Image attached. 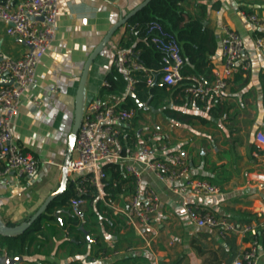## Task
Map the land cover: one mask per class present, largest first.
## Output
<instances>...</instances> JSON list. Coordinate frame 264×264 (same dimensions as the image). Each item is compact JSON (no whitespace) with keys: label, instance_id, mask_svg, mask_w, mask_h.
Here are the masks:
<instances>
[{"label":"crops","instance_id":"1","mask_svg":"<svg viewBox=\"0 0 264 264\" xmlns=\"http://www.w3.org/2000/svg\"><path fill=\"white\" fill-rule=\"evenodd\" d=\"M141 1H58L54 36L36 67L37 82L22 95L11 124L14 141L37 159L38 171L32 178L18 177L13 172L0 176V220L5 224L24 222L58 188L85 60L107 30ZM214 1L188 0L185 9L194 13L197 2L210 6ZM218 1L220 7L209 9L203 21L217 37L211 66L221 62L219 38L222 28L228 27L241 35L249 69L233 75L223 98L213 100L218 102L216 108L209 109L211 99L204 107L192 96L181 99L176 95L166 98L168 106L176 110L169 118L162 108L147 109L142 104L140 117L135 124L132 120L123 135L133 130L134 143L154 146L156 140L149 134L155 130L167 132L169 150L185 157L189 173L219 186V192L211 195L186 194L187 203L223 217L238 228L248 225L249 229L220 237L213 228L196 226L182 208L179 196L146 172L143 180L156 190L160 203L144 236L124 227L117 212L110 214L106 227L99 216V226L88 224L83 235H75L60 226L64 213L57 210V221L49 222L51 226L41 223L36 243L18 264H232L252 235L261 241L258 264L263 263L260 209L264 205V182L251 176L264 172V149L254 140L257 130L264 132V53L254 49L255 37L264 38V0ZM242 12L256 14L258 23L248 22ZM127 27L121 25L91 61L84 104L104 93L102 82L114 66ZM25 50L23 40L7 34L0 21V52L18 58ZM85 210V205L80 207L79 218L81 223H90ZM77 236L80 241L84 236L86 242L77 246ZM0 255H6L1 245Z\"/></svg>","mask_w":264,"mask_h":264},{"label":"built area","instance_id":"2","mask_svg":"<svg viewBox=\"0 0 264 264\" xmlns=\"http://www.w3.org/2000/svg\"><path fill=\"white\" fill-rule=\"evenodd\" d=\"M58 1L0 2V21L5 26V32L21 38L26 45V50L18 58L0 52V80L5 78L8 81L0 82V176L13 172L18 177L32 178L38 171L37 159L24 152L14 141L11 124L22 95L37 82L36 67L54 36ZM241 14L250 23L257 24L259 21L256 14ZM147 32L151 34L153 45L161 52V81L167 86H175L182 79H187L189 83L184 91L198 99L204 107L210 99L223 98L233 75L243 74L249 69L243 39L231 28L223 27L221 30L219 43L222 58L219 66H211L212 79L208 82L194 75L181 74L183 59L180 46L175 36L164 30L158 21L147 23ZM254 49L264 53V38L255 37ZM113 65L124 72L127 92L133 90L136 71L145 74L147 86L154 81V70L140 63L129 49H119ZM106 85V80H103L102 86ZM125 98L126 94L102 93L84 104L72 154L66 165L67 179L76 191L75 198L70 200L71 212L79 214L80 207L86 204L83 195L90 191L105 206L121 215L124 227L144 236L160 203L156 190L143 180V174L148 172L179 196L182 208L196 226L213 228L220 237L230 232H246L248 225L238 228L223 217L187 203L186 194L211 195L219 192V186L189 173L185 157L169 150L167 132L155 130L149 134L156 140L154 146L135 142L129 153L121 152L120 137L135 116L133 108L123 106ZM254 140L264 149L263 131L257 130ZM107 163H119L124 176L132 179V190L128 194H120L119 197L105 194L103 184L108 175L103 166ZM251 177L264 182V172L254 173ZM260 213L264 239V205ZM261 247L260 239L252 235L248 246L234 258L232 264H258Z\"/></svg>","mask_w":264,"mask_h":264},{"label":"trees","instance_id":"3","mask_svg":"<svg viewBox=\"0 0 264 264\" xmlns=\"http://www.w3.org/2000/svg\"><path fill=\"white\" fill-rule=\"evenodd\" d=\"M4 0H0L2 2ZM15 1V0H13ZM188 0H150L143 8L138 10L134 15L129 17L125 22L127 27V35L120 40L119 47L122 49H129L135 53L136 59L145 67L153 69L154 81L151 86L146 85V76L141 71L134 73V97L127 92V80L124 72L118 67H112L111 70L105 74L104 80L107 85L102 86L104 93H118L126 94L125 103L126 108H133L135 116L133 124L136 119L140 117V112L144 110V106L138 104H146L147 109L162 108L166 116L173 117L176 110L168 106L167 97H174L184 99L191 96L184 91L188 85L187 79H182L175 86H167L161 81L162 67L161 52L151 42V34L147 32V23L155 20L158 21L164 30L172 33L179 46L180 53L183 59L181 66V74L194 75L206 82L212 79L211 73V58L217 49V37L215 33L203 25V21L209 9H218L220 2L214 1L210 6L205 3H196V11L190 13L185 9V4ZM176 102V101H175ZM178 103L180 101H177ZM209 109H214L218 106V102L211 99L209 102ZM263 106H264V84H263ZM136 133L131 130L120 137V147L123 154L129 153L133 147ZM128 148V150H126ZM108 177L103 184V189L106 195L112 197H119L120 194H128L132 190V179L125 177L122 167L119 163H107L103 166ZM76 191L73 183L66 180L63 191L55 196L46 206L45 210L28 226L25 230L15 234H1L0 245L4 247L6 255L9 257L23 256L29 253V247L36 243L37 234L40 231L42 222L57 221L54 213L61 210L64 217L60 219L62 228H66L69 232L82 234L83 228L88 224L100 225L97 218L101 217V222L104 227L110 222V214L113 212L109 209L102 200L92 192H87L83 195L86 199V213L90 219V223H81L79 215H74L70 209V200L75 198ZM30 218V217H29ZM29 218L25 219L27 221ZM8 226L18 224L6 223ZM48 226H51L50 224ZM52 228H54L52 226ZM93 230L94 228H90ZM83 235V234H82ZM75 240H79L74 238ZM83 239V240H82ZM78 245L86 242L84 236ZM71 243V241H69ZM32 262H25L23 264H31ZM264 264V261L263 263Z\"/></svg>","mask_w":264,"mask_h":264},{"label":"water","instance_id":"4","mask_svg":"<svg viewBox=\"0 0 264 264\" xmlns=\"http://www.w3.org/2000/svg\"><path fill=\"white\" fill-rule=\"evenodd\" d=\"M150 0H143L138 5H136L132 10H130L127 14L120 17L118 21H116L105 33V35L101 38L100 42L97 46L92 50V52L88 55L85 63L83 65V69L80 75L76 95H75V108H74V118L73 124L71 127V131L68 135V141L66 146V153L63 161L62 167V179L60 184L56 190L51 192L37 209V211L30 216L27 221L21 222L18 225L8 226L3 221L0 220V233L1 234H15L25 230L28 226L32 224V222L45 210L47 204L58 194H60L63 189L65 188L67 176H66V165L68 160L71 157L72 149L75 140V134L81 122L83 107H84V97H85V81L88 73V68L93 60V58L101 51V49L107 44L112 34L121 26L123 25L129 17L134 15L138 10L143 8ZM0 82H8L5 78H2ZM129 95L135 98L133 91L128 92ZM138 104L142 106V103ZM22 260L21 256L18 257H9L7 255H0V264H18Z\"/></svg>","mask_w":264,"mask_h":264}]
</instances>
